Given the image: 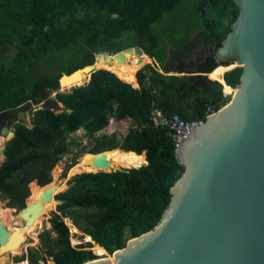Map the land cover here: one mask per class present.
<instances>
[{"label":"trees","instance_id":"1","mask_svg":"<svg viewBox=\"0 0 264 264\" xmlns=\"http://www.w3.org/2000/svg\"><path fill=\"white\" fill-rule=\"evenodd\" d=\"M180 3L181 0H0V115L21 109L31 112V125L16 124V137L5 145V160L0 164L1 199L8 208L22 211L35 202L33 195L65 178L71 168V176L75 175L55 196L60 205L54 198L43 202L51 210L57 205L49 220L51 228L39 234L38 247L18 256V262L84 264L99 258L92 243L72 245L73 230L67 220L84 234L80 239L91 237L111 255L160 223L171 202V189L185 168L167 132L154 128L149 120L153 97L145 71L150 74L152 87L161 94L159 103L168 115L178 114L185 121H206L210 106L216 111L226 106L231 98H224L222 83L235 89L243 71L242 67L231 69L233 64L225 65L216 59V51L239 15L232 0L201 1L206 32L191 45L206 41L212 47L209 55L194 67L183 60L178 65H161L165 72L204 73L166 75L149 63L137 74L141 86L138 89L125 77V61L114 57L97 61L96 67L101 69L94 71L89 81L86 76L81 83H86L84 86L57 94L56 100L63 104L60 113L40 109L39 105L44 92L56 91L63 74L94 63L99 53L141 47L151 58L163 62L155 53L160 40L154 26ZM209 11L216 17L209 19ZM177 57L171 56L174 61ZM208 72L221 73L219 81L205 74ZM32 102L37 105L35 111ZM112 120L134 123L123 140L116 133L99 135ZM81 130L94 143L89 151L92 155H84L79 161L78 154L62 167V159L72 153L76 144L71 137ZM104 151L127 158L114 169H131H78L85 160L89 162L93 155ZM57 170L60 173L56 178Z\"/></svg>","mask_w":264,"mask_h":264},{"label":"water","instance_id":"2","mask_svg":"<svg viewBox=\"0 0 264 264\" xmlns=\"http://www.w3.org/2000/svg\"><path fill=\"white\" fill-rule=\"evenodd\" d=\"M232 1L239 15L216 51L219 62L243 69L231 101L181 145L177 158L185 170L154 230L129 241L112 259L99 257L84 264H264V0ZM127 53L146 52L136 47L99 53L94 63L60 77L55 98L44 92L40 109L60 110L57 94L86 84L64 89V77L84 71L89 81L101 69L94 66L97 61H125ZM19 123H31L24 109L5 121L0 137L13 140ZM107 152L96 153L91 162L98 171L112 165ZM2 156L5 160V147L0 149ZM129 169L119 166L111 171ZM74 176L68 173L64 181L43 188L39 200L26 205L20 212L25 229L43 209L41 202L55 199L57 190ZM20 244H26L23 234L0 223V252H12Z\"/></svg>","mask_w":264,"mask_h":264},{"label":"rangeland","instance_id":"3","mask_svg":"<svg viewBox=\"0 0 264 264\" xmlns=\"http://www.w3.org/2000/svg\"><path fill=\"white\" fill-rule=\"evenodd\" d=\"M202 0H181L180 5L178 8L173 11L170 14H167L163 17V19L158 22L154 26V31L159 37L160 43L159 47L155 49V53L160 55V58L163 60L158 62L159 66H163V64H171L175 63V65H178L181 60H183L187 65H196L199 63V61L203 58H205L206 55H209L212 52V47L206 43L204 40H198L194 43V45H191L192 42L195 41L196 38L204 35L206 30L203 28L204 24V16L203 12L200 9ZM215 13L213 11H209L208 18H215ZM226 23V21H225ZM223 29V28H221ZM14 49L12 48L11 52ZM177 55L176 61H174V58L172 59L171 56ZM188 57V58H187ZM43 65L47 67V62L46 60L42 61ZM153 65L157 66V64L154 62V60L151 62ZM236 66V64H233L229 68H233ZM229 70V69H225ZM141 71V70H140ZM139 73V72H138ZM178 75H181V73H177ZM214 74V73H213ZM212 79V77H211ZM216 80V79H215ZM88 82V81H87ZM71 88V87H70ZM70 90L66 91L69 92ZM224 93V92H223ZM50 97L55 98V92H49L48 93ZM233 96V95H232ZM231 96V97H232ZM230 97V98H231ZM32 109H35L37 105L32 102L31 103ZM41 107V104L39 105ZM22 110V109H21ZM27 111L28 117L31 119V112L29 109H24ZM62 108L60 110H56L57 113L61 112ZM7 114V113H5ZM4 116V115H1ZM31 123L28 125L30 126ZM134 126V123L131 121H118V120H112L110 127L102 132L99 135L103 134H118L119 139L123 140L124 137L128 134L129 130ZM73 140L76 141V144L72 147V153L70 155H66L62 161L61 165L64 167V165L67 162H70L74 157H76L78 154H81L80 157L78 156V160L82 161V158L84 155H92L89 152L92 148L94 143L89 139V137L86 135V132L84 130L79 131L78 133L74 134L71 137ZM1 142V149L7 145V139L3 138ZM11 139V137L9 138ZM97 156V155H95ZM4 161V157L0 160V164ZM119 161L121 162H127V158L125 156L120 155ZM83 166L84 165H79L80 171H83ZM117 169V168H116ZM72 170V168H71ZM71 170L68 171L69 175H71ZM115 170V169H113ZM111 171V170H107ZM58 173L55 174V177L57 178L59 176V170H57ZM65 178H61V181H64ZM67 185V184H66ZM65 184L60 188L61 192L64 190L67 186ZM40 191L37 192L35 195H33V200L36 202L38 200V195ZM4 208L7 209V204L5 202H2L0 204V210ZM15 210V215L19 216L20 212L17 209L10 208ZM57 211V205L55 210L47 209V212L49 214L45 215L43 223L39 226L37 230L32 232L30 235L27 236V245L29 247H35L40 244V240L38 238L39 234L42 233L44 230L50 229L51 225L49 224V220L52 217V213ZM40 213V212H39ZM1 217V215H0ZM23 219V218H22ZM68 222V220H67ZM44 225V226H43ZM19 228H24L23 225H20ZM41 228V229H40ZM71 230H74V232H71V242L72 245L74 246H79L84 242H87V239L83 241L80 239L79 236H82L81 233H79L78 228L74 225V227H70ZM36 233V234H35ZM34 238L38 239V243L34 240ZM95 248V247H94ZM94 248L92 249L94 251ZM26 253V249H24L23 253L19 254H11L10 258L7 259V262H1L0 264H11V261L14 260L16 262L17 257L23 255ZM94 254L99 256V257H112L110 253L102 256L96 254L94 251ZM52 260H49L48 263H51ZM29 263V262H28ZM30 264V263H29Z\"/></svg>","mask_w":264,"mask_h":264},{"label":"bare ground","instance_id":"4","mask_svg":"<svg viewBox=\"0 0 264 264\" xmlns=\"http://www.w3.org/2000/svg\"><path fill=\"white\" fill-rule=\"evenodd\" d=\"M111 59H107V60H111ZM103 60H101V61H103ZM122 61H124V60H122ZM151 62H152V59H151L150 55H148L147 53H145L143 55H139L137 53L127 54V59L125 60V63L123 65V67H122V69H123V71L125 73V77L127 78L128 81L136 84V86L138 88L140 86V82H139V79H138V75L137 74H138L139 70L142 67H144L145 65H147L148 63H151ZM94 66L96 67V64ZM88 69H91V68H88ZM220 74H218V75H220ZM85 78H86V75H85L84 71H78V72L74 73L72 76L64 77L62 79V87L67 89V88H70V87L74 86V84H77V83L81 84ZM235 91L236 90L233 89V88H230V87H227V86L224 87V92L226 94L234 95ZM2 140H4V139L0 137V145H1ZM0 149H1V147H0ZM93 156L95 157V155H93ZM108 157L111 160L112 165L110 167L106 168L105 170H112L117 165H119L120 163H122L121 161H119L120 154L112 153V154H109ZM2 158H3V156L0 158V160ZM93 159L94 158H91V161L89 160V162L85 160V163L83 164L84 165L83 166V171L84 172H96V171L99 170L97 167L91 165V162L93 161ZM144 160H146V159H144ZM136 161H140V160H136ZM146 161L148 162V160H146ZM140 162H143V161H140ZM143 163H145V162H143ZM145 164H148V163H145ZM123 167H126V166H123ZM40 193H42V191H40ZM53 200H54V202H56L55 199H53ZM41 205H42L43 209L40 211V213H38L30 221V224L26 227V229L25 228H23V229L22 228H19L20 225H23L24 226V220L22 219V216L21 215L16 216L15 215V213H16L15 210L10 209V208H7V209L2 208L0 210V215H1V217H0V223L3 226L9 228V230L11 232H16L18 234H23V236H24V242H25L26 239H27V236L30 235L35 230H37L39 228V226L43 223V220H44L45 215L49 214L46 211L47 208H46L45 203H42L41 202ZM67 224H68L69 227H74L73 222H71L70 220H68ZM73 232H74V230H73ZM79 233H81L80 230H79ZM32 235H30V236H32ZM86 239H87V241H90V240L92 241V239H90V237H87ZM34 240L36 242L38 241L37 238H34ZM94 246H95L94 251L96 252V254L102 255V256L108 254V252H107V250L105 248L99 246L98 244L97 245L95 244ZM23 251H24V248L20 244L12 252H4V253L3 252H0V261L5 263V262H7V259L10 258V255L11 254H19V253H23ZM112 258H114V257L113 256L110 257V259H112ZM27 263L28 262H25L24 264H27Z\"/></svg>","mask_w":264,"mask_h":264},{"label":"built area","instance_id":"5","mask_svg":"<svg viewBox=\"0 0 264 264\" xmlns=\"http://www.w3.org/2000/svg\"><path fill=\"white\" fill-rule=\"evenodd\" d=\"M146 66V65H145ZM142 67V69L145 68ZM141 69V70H142ZM147 74L148 78V87L151 90L153 101H152V108L151 112L149 115V120L151 124L153 125L154 128L156 129H164L167 132V135L171 138L175 145V153L178 154L180 151L181 145L187 141L192 134L196 133L198 128L205 122L203 120H195V121H185L183 120L178 114L174 115H168L166 114L163 109L160 106V97L161 94L159 93L158 90L154 89L152 87V83L150 81V74L148 71H145ZM138 89H141V86L138 87ZM224 92V90H223ZM224 98L231 97V94H226L225 92L223 93ZM36 109H34L35 111ZM216 108L213 106H210L207 110V119L210 118L211 116L216 114ZM2 199H1V193H0V204H2ZM28 246L27 245V240L26 244L23 246L24 249H26V253L28 252ZM37 248V246H35ZM26 261L23 262H15L14 260L11 261V264H24ZM28 264V263H27Z\"/></svg>","mask_w":264,"mask_h":264},{"label":"crops","instance_id":"6","mask_svg":"<svg viewBox=\"0 0 264 264\" xmlns=\"http://www.w3.org/2000/svg\"><path fill=\"white\" fill-rule=\"evenodd\" d=\"M152 60H154V62L157 64V66H155V65H153V66H155L156 68H157V70L159 71V72H161V73H163V74H166V75H178L177 73H181V75H183V76H186V75H196V74H200V73H204V72H199V71H196V72H185V71H171V72H165L164 70H163V68L161 67V66H159L158 65V62H157V60L155 59V58H151ZM185 63V62H184ZM188 66H190V67H194L195 65H188ZM174 69V68H173ZM229 69V68H228ZM205 74H207V73H205ZM218 74H220V73H216V72H214V74L213 73H210V75L211 76H213L216 80H218L219 81V78H218ZM208 76H209V74H208ZM222 83V82H221ZM79 84V83H78ZM223 84V87H225V84L224 83H222Z\"/></svg>","mask_w":264,"mask_h":264},{"label":"flooded vegetation","instance_id":"7","mask_svg":"<svg viewBox=\"0 0 264 264\" xmlns=\"http://www.w3.org/2000/svg\"><path fill=\"white\" fill-rule=\"evenodd\" d=\"M111 52H115V51H111ZM20 111H21V110H20ZM20 111H18V112H20ZM18 112H15V113H8V114H5L4 116H1V115H0V133H1V131H2V128H3V126H4L5 121H7L8 119H10V118L16 116V115L18 114ZM29 248H31V247H29ZM24 254H25V253H24ZM16 262H18V261L16 260ZM22 262H23V261H22Z\"/></svg>","mask_w":264,"mask_h":264}]
</instances>
